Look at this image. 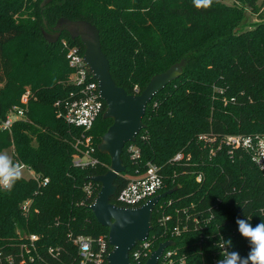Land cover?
<instances>
[{"label": "trees", "instance_id": "16d2710c", "mask_svg": "<svg viewBox=\"0 0 264 264\" xmlns=\"http://www.w3.org/2000/svg\"><path fill=\"white\" fill-rule=\"evenodd\" d=\"M43 1L0 0V153L11 149L13 161L38 177L22 175L10 189L0 187V264H9L6 256L31 235L39 241L28 264H81L74 243L79 236L108 239L109 230L88 209L101 186L88 179L110 170L111 159L99 146L113 120L104 117L105 106L90 133L99 164L76 167L82 133L55 105L75 91L63 42L82 54L85 47L66 30L55 40L61 19L99 30L111 75L129 95H140L155 76L185 61L182 75L155 96L144 128L125 146L126 172L116 185L121 191L149 165L159 169L164 184L158 195L174 192L155 207L149 242L152 251L171 242L166 250L175 252L174 264H217L221 237L232 240L229 250L246 257L250 242L236 221L248 218L253 227L264 222V172L248 153H232L221 140L264 136V12L252 27L246 13H259L260 0H238L240 6L212 0L210 7L194 0ZM28 92L26 120L3 130L9 111L24 107ZM200 136L216 140L215 156ZM130 146L140 151L139 159L132 158ZM178 153L191 155V161L174 162ZM163 216L172 217L166 226L159 223ZM131 263L137 264L132 255Z\"/></svg>", "mask_w": 264, "mask_h": 264}, {"label": "built area", "instance_id": "2783aa9c", "mask_svg": "<svg viewBox=\"0 0 264 264\" xmlns=\"http://www.w3.org/2000/svg\"><path fill=\"white\" fill-rule=\"evenodd\" d=\"M264 12V0L261 1V10L257 13V18ZM64 47L67 49L66 59L72 73L69 77V84L74 86L75 91L71 93L67 101L57 102L56 107L59 109V116L63 117L66 123L72 128L79 130L82 134L80 139L76 141V150L81 154L77 155L74 160V165L81 169L94 167L99 164L98 158L95 156L96 147L93 144V136L90 134L97 119L105 110V102L101 99L99 83L95 80L90 68L85 62L84 54L80 53L76 47H71L67 42H63ZM24 107L15 106L7 115L6 120L2 124L3 130H10L13 124L17 121L26 120V106L29 102V92L22 97L21 100ZM107 109V106H106ZM106 111V110H105ZM199 141L209 145L211 155L215 156L219 149L213 148L216 140L200 136ZM224 144L231 149L232 153L244 151L252 157L254 164L264 172V136H240L230 135L221 140ZM221 143V142H220ZM81 149H84L82 151ZM129 152L133 159L140 158V151L130 146ZM192 156L188 157L184 153H178L174 162L191 161ZM31 173L30 178L38 180V177L30 171L25 165L23 170ZM203 176L199 175L198 182H202ZM163 176L156 166L149 165L146 173L142 176L132 180L125 188L118 191L116 196L112 199V203L125 208H137L154 197L158 196V192L162 189L164 181ZM48 180H44L43 185L47 184ZM85 192L89 198L93 195L92 185L89 184L85 188ZM30 201L23 205V211L26 213L30 206ZM172 220L171 216H163L159 219V223L166 226ZM195 221H197L195 219ZM174 233L179 235L180 229L173 228ZM39 237L31 235L27 242L16 245L18 250L15 254L6 256V262L9 264H28L35 260L34 254L37 253V242ZM78 247V255L81 264H108L107 257L110 250L108 239L100 237L97 240L79 236L75 241ZM112 248V247H111ZM152 246L149 238L141 243L130 253L134 262L137 264H146L152 253ZM53 253V249L49 250ZM175 252L172 250H165L163 256L159 259L158 264H174L173 256ZM1 259V253H0Z\"/></svg>", "mask_w": 264, "mask_h": 264}, {"label": "water", "instance_id": "95a60500", "mask_svg": "<svg viewBox=\"0 0 264 264\" xmlns=\"http://www.w3.org/2000/svg\"><path fill=\"white\" fill-rule=\"evenodd\" d=\"M46 2L47 0L43 1V6ZM58 27L61 31L54 36L55 40H59L64 30L74 39H81L85 47V62L99 83L101 99L107 106L104 117L113 120L112 126L103 136L102 144L99 146L100 152L109 155L111 167L105 175L88 179L101 186L94 203L88 209L94 214L97 222L109 230L108 242L112 251L107 257L108 264H132L131 251L138 243L146 241L153 230L152 218L155 207L174 191L158 195L137 208H125L113 204L112 199L118 192L116 181L126 172L122 153L125 146L133 143L144 128L143 119L148 105L156 95L182 75L185 61L155 76L140 95H129L115 83L111 75V66L102 51L100 33L95 26L61 19ZM169 245L171 242L161 244L146 264H158Z\"/></svg>", "mask_w": 264, "mask_h": 264}, {"label": "clouds", "instance_id": "9594fccd", "mask_svg": "<svg viewBox=\"0 0 264 264\" xmlns=\"http://www.w3.org/2000/svg\"><path fill=\"white\" fill-rule=\"evenodd\" d=\"M199 6L210 7L212 0H194ZM24 164L13 159L6 153H0V187L10 189L16 181L21 179ZM251 220L237 219L240 234L250 242V251L246 257H242L237 251L229 250L232 240L223 237L216 245L221 249L222 258L217 264H264V222L252 226ZM264 221V219H262Z\"/></svg>", "mask_w": 264, "mask_h": 264}, {"label": "rangeland", "instance_id": "374dc122", "mask_svg": "<svg viewBox=\"0 0 264 264\" xmlns=\"http://www.w3.org/2000/svg\"><path fill=\"white\" fill-rule=\"evenodd\" d=\"M261 1L262 0H260L259 3H261ZM224 2H225L226 5H229V6H240V2H238V0L237 1L236 0H224ZM246 13H247V17H248V26L249 27H252L254 25H257V23L260 22L259 18H257V15L256 14H252V11L250 9H248ZM64 40H67V39L65 38ZM27 107H28V105H27ZM3 153H6L7 155H9L12 158L13 151L11 149L10 150H7V151H5ZM22 175H24V177L30 178L31 173L29 171H27V170L24 169V170H22ZM104 236H102V237H104Z\"/></svg>", "mask_w": 264, "mask_h": 264}]
</instances>
